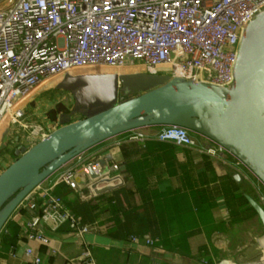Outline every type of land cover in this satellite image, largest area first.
<instances>
[{"label":"built area","instance_id":"built-area-1","mask_svg":"<svg viewBox=\"0 0 264 264\" xmlns=\"http://www.w3.org/2000/svg\"><path fill=\"white\" fill-rule=\"evenodd\" d=\"M263 11L264 0H0V126L8 121L17 127L15 150L47 139L52 129L33 121L22 101L46 80H60L84 68H140L153 75L230 88L244 30ZM154 127L160 141L197 146L188 129ZM124 134L122 141L149 138L137 129ZM97 146L61 167L52 184L41 183L19 206L35 213L23 225L27 242L51 246L43 228L57 232L62 227L79 241L81 254L68 264H96L86 237L98 232V226L83 223L55 188L66 185L77 191L119 172L120 165ZM222 152L227 151L218 144L206 150L211 156ZM236 165L244 167L238 159ZM249 173L264 208V184ZM260 240L256 248L264 251ZM129 241L153 247L159 240L132 235ZM51 252L57 253L54 248ZM21 254L22 264H44L29 245L22 253L12 245L8 253L13 259ZM262 263L264 259L251 264Z\"/></svg>","mask_w":264,"mask_h":264},{"label":"crops","instance_id":"crops-1","mask_svg":"<svg viewBox=\"0 0 264 264\" xmlns=\"http://www.w3.org/2000/svg\"><path fill=\"white\" fill-rule=\"evenodd\" d=\"M118 72L132 73L128 70ZM23 107L27 115H32L33 121L50 127L52 131L59 127V117L65 113L46 116L29 103ZM79 119L78 116L73 118L74 121ZM141 129L149 136L145 142L122 141L123 137L116 136L96 147L102 148L111 162L120 165L119 172L89 188L77 191L66 185L55 188L70 210L84 201L92 205L95 221L90 224H97L98 232L88 235L86 239L96 264H100L104 253L113 248L137 256L143 260L142 264H201L197 260L201 251L211 250L215 256L223 243H230L236 235L240 236L238 239L243 244H248L236 263L254 262L249 258L259 257L260 250H254L251 240L253 235H264L257 216L253 218L248 215L250 219H244L248 212L252 213L245 196L257 200L254 177L243 166H237L236 158L229 152L217 156L206 153L216 143L202 135L193 134L197 146L190 147L158 140L154 136L157 131L154 126ZM13 154L16 159L15 150ZM59 173L57 171L45 180L43 186L52 184ZM236 175L239 181L235 179ZM117 191L122 194L115 198ZM34 214L18 208L8 221L10 225L7 226V222L2 230L15 239L13 245L21 248V253L24 246L29 245L40 253L44 264H68L69 260L81 254L79 241L69 233L67 227L57 232L43 228L52 239L51 246L27 242L23 236V225ZM127 217L131 219L133 234L158 239L157 244L149 247L143 242L131 243L128 235L121 238L119 229ZM246 222L255 224V231L261 230L262 233L254 231V234L240 235L227 231V237L222 234L227 240L220 241L223 236L218 231L219 226L244 227ZM209 227L215 228L210 232L211 239L206 233ZM51 248L57 253L52 254ZM3 249L0 246V264L24 262L23 254L13 259L8 255L9 251Z\"/></svg>","mask_w":264,"mask_h":264},{"label":"water","instance_id":"water-1","mask_svg":"<svg viewBox=\"0 0 264 264\" xmlns=\"http://www.w3.org/2000/svg\"><path fill=\"white\" fill-rule=\"evenodd\" d=\"M135 75L85 72L58 80L55 89L70 93L73 107L47 139L16 149V159L0 174V233L27 196L61 167L135 129H188L223 147L264 184V11L244 30L230 88L161 76L157 86L119 102ZM75 115L81 119L74 121ZM245 197L264 229V208Z\"/></svg>","mask_w":264,"mask_h":264},{"label":"rangeland","instance_id":"rangeland-1","mask_svg":"<svg viewBox=\"0 0 264 264\" xmlns=\"http://www.w3.org/2000/svg\"><path fill=\"white\" fill-rule=\"evenodd\" d=\"M120 70H128L131 71V74H137L133 78L129 79L124 86L123 89H121L119 94V102L126 101L148 89H151L159 84V79L161 75H153L149 74L145 71L139 70V69H130V68H109V67H92V68H84L78 70L77 73H97V72H106V71H120ZM58 80L56 78L48 79L42 84H40L34 92H32L28 97H26L22 101V106H26V104L33 107H38V112L41 110L44 112L46 116H54L55 113L58 112H69L74 104L73 97L70 93L66 91L56 90L55 86L57 84ZM40 102V104L38 103ZM39 104V105H38ZM76 117H80L79 115H75ZM74 116V117H75ZM81 118V117H80ZM16 129H13L10 122L5 121L0 126V174L15 160L13 151L16 147V142L18 141V131ZM142 130V129H137ZM195 134V133H193ZM125 135V134H124ZM124 135H119L117 138L124 137ZM248 215H251L253 218H255L254 213L248 212L244 219L249 220L250 217ZM259 222V221H257ZM259 226H262L261 223H258ZM229 227V228H228ZM231 227V228H230ZM262 228V227H261ZM228 229V230H227ZM215 231V228L212 229V227L206 228V233H209V238L211 239L210 232ZM219 233L222 235L224 234L226 237L227 231H235L236 233H239L240 235H247L252 232L254 234L255 231V224L251 222H246L244 227L239 225L238 227L234 228L233 226H219ZM261 234L260 231H255V233ZM264 233V229H263ZM235 236L236 234H232ZM223 236V235H222ZM264 236V235H263ZM226 237H221L220 241L224 242L226 241ZM240 236L236 235L233 240L229 242L223 243L221 249L219 250V254L216 253V257L214 256L213 252L211 250L209 251H201L199 253V256L197 257V260L200 261L201 264H229V263H235L237 261L238 256H242L244 252L247 249V245L243 244L242 240H239ZM262 237H255L253 235V238L251 240V243L253 245V248H255L259 245L258 241ZM245 245V246H244ZM238 247H240L238 249ZM231 250V252L229 251ZM259 251V257L257 258H249L251 261H260L264 259V251L261 249H258ZM127 252L119 251L116 248L109 249L104 253L103 259L101 260L100 264H142L143 260L138 258L135 255L132 254H126ZM247 262V261H246Z\"/></svg>","mask_w":264,"mask_h":264},{"label":"trees","instance_id":"trees-1","mask_svg":"<svg viewBox=\"0 0 264 264\" xmlns=\"http://www.w3.org/2000/svg\"><path fill=\"white\" fill-rule=\"evenodd\" d=\"M120 194H122L121 191H119V192L117 191L114 195L115 198H117L118 195H120ZM246 203L248 205V208L252 211V213H254V215L257 216L255 211L250 207V205L248 204L247 201H246ZM72 211L75 212V214H77L78 216H80L82 218L83 223H85V224H90V223L95 221V218L93 215V207L87 201H84V202H81L80 204H77L75 206L74 210H72ZM9 225H10V222H8L7 226H9ZM122 225H123V227H122ZM62 228H64V227H62ZM131 234H133V230L131 227V219H130V217H127L125 219V221L122 222V224H121V228L119 229V236L121 238H124L128 235V237L130 238V236H132ZM133 235H135V234H133ZM137 236H139L140 238L144 237L141 234H137ZM14 242H15V239L13 237L8 236L6 232H2L0 246H2L4 248L3 251L8 252L10 246L13 245Z\"/></svg>","mask_w":264,"mask_h":264},{"label":"bare ground","instance_id":"bare-ground-1","mask_svg":"<svg viewBox=\"0 0 264 264\" xmlns=\"http://www.w3.org/2000/svg\"><path fill=\"white\" fill-rule=\"evenodd\" d=\"M106 72H111V73H119L118 71H106ZM261 245H262V247H264V239L263 238H261ZM261 249V248H260Z\"/></svg>","mask_w":264,"mask_h":264}]
</instances>
